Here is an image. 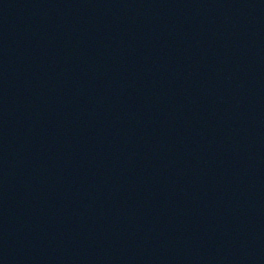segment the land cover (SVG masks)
Here are the masks:
<instances>
[{"label": "water", "instance_id": "obj_1", "mask_svg": "<svg viewBox=\"0 0 264 264\" xmlns=\"http://www.w3.org/2000/svg\"><path fill=\"white\" fill-rule=\"evenodd\" d=\"M0 264H264V0H0Z\"/></svg>", "mask_w": 264, "mask_h": 264}]
</instances>
